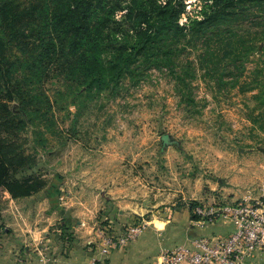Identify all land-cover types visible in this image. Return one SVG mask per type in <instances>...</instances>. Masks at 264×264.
<instances>
[{
	"label": "rangeland",
	"instance_id": "rangeland-1",
	"mask_svg": "<svg viewBox=\"0 0 264 264\" xmlns=\"http://www.w3.org/2000/svg\"><path fill=\"white\" fill-rule=\"evenodd\" d=\"M184 1L179 21L200 17L204 0ZM237 3L242 12L227 15L207 36H163L145 56L127 55L117 74L119 55L130 50L134 35L112 32L121 26L109 22L111 30L100 31L95 48L106 75L89 87L72 65L80 47L71 34L59 35L56 52H49L40 44L18 48L0 28V154L9 181L37 186L13 197L0 185V213L6 201L59 205L69 189H98L80 178L99 175L103 189L121 180L147 185L150 197L153 190L155 206L146 200L143 208L139 202L146 194L138 192L142 210L120 215L124 224L172 216L170 221L180 222V242L188 232L225 234L230 224L219 225V218L193 221V206L239 198L255 187L264 167V4ZM122 12L106 19H119ZM42 23L46 38L57 34L48 20ZM110 200L99 195V201ZM105 212L95 226L115 232L108 225L112 214ZM135 238L149 240L148 254L156 248L147 227Z\"/></svg>",
	"mask_w": 264,
	"mask_h": 264
},
{
	"label": "trees",
	"instance_id": "trees-1",
	"mask_svg": "<svg viewBox=\"0 0 264 264\" xmlns=\"http://www.w3.org/2000/svg\"><path fill=\"white\" fill-rule=\"evenodd\" d=\"M246 1L264 4V0ZM241 3L235 5V0H204L199 11L200 17L193 16L188 22H180V13L185 11L184 0H0V28L6 30L7 39L18 48L40 44L42 51L49 52H56L58 45L55 39L60 38L59 35L71 34L73 43L78 42L77 46L80 47L72 65L83 72V82L85 87H89L94 81L101 82L106 75L101 69V60L95 48L101 42L100 31L103 28L111 30L109 22L121 26L112 32L130 30L134 35L130 50L119 55L118 67L114 71L117 74L120 68L127 66V55L131 54L132 59L145 56L153 45L159 47V40L163 36H207L227 15L234 17L242 12L237 6ZM121 9L123 17L106 19V14L112 15L115 10ZM44 19L56 31V37H45L42 27ZM2 50L0 43V61ZM155 60L162 61L160 58ZM5 166L0 154V185L11 196L27 194L37 188L33 181L27 179L12 178L9 181L11 177L6 173ZM195 215L192 218H197Z\"/></svg>",
	"mask_w": 264,
	"mask_h": 264
},
{
	"label": "crops",
	"instance_id": "crops-1",
	"mask_svg": "<svg viewBox=\"0 0 264 264\" xmlns=\"http://www.w3.org/2000/svg\"><path fill=\"white\" fill-rule=\"evenodd\" d=\"M95 179L92 180L89 176L80 178L82 182H96L98 189L85 188L82 185L80 189H69L59 205L53 200V203L44 202V206H41L40 201H36L31 207H23L19 200L13 204L11 202V205L6 201V211L4 214L0 213V264H85L88 257L95 252L98 243L99 226L95 225L99 212L112 214L108 225L115 232H119L126 224L120 215L139 214L142 210L136 200L138 192L144 191L146 194L139 202L143 208L147 209L148 204H144L146 200H149L150 206H155L152 188L150 187V197L147 193L148 186L141 182L139 186L134 187L135 185L128 186L117 180L103 189L102 185H99L103 178L96 175ZM69 181L78 180L69 178ZM101 194L111 198L109 204L99 201ZM201 195L199 193L196 198ZM178 208L180 207H176ZM168 209H171V206H168ZM8 210L12 211L11 217L6 216ZM171 217L148 218L146 227L155 234L157 240L152 242V246L156 248L150 254L147 252L149 240L135 238L121 248L112 249L108 253L109 263L153 264L154 257L161 247L185 242L189 237L198 234V231L194 232L196 234L188 232L190 235L183 237L180 242V222L170 221ZM222 221L224 222L219 225L230 224L228 229L224 230L229 232L232 228L231 222ZM119 225H122L121 228Z\"/></svg>",
	"mask_w": 264,
	"mask_h": 264
},
{
	"label": "built area",
	"instance_id": "built-area-1",
	"mask_svg": "<svg viewBox=\"0 0 264 264\" xmlns=\"http://www.w3.org/2000/svg\"><path fill=\"white\" fill-rule=\"evenodd\" d=\"M255 187L246 194L207 207L195 205V222L228 220L225 234L194 235L185 242L161 247L153 264H264V167ZM147 225L140 219L125 224L119 232L98 227V243L85 264H110L108 253L135 238Z\"/></svg>",
	"mask_w": 264,
	"mask_h": 264
},
{
	"label": "water",
	"instance_id": "water-1",
	"mask_svg": "<svg viewBox=\"0 0 264 264\" xmlns=\"http://www.w3.org/2000/svg\"><path fill=\"white\" fill-rule=\"evenodd\" d=\"M162 136H163V138H165L166 140H168V142H171L170 140H169V134L168 133H163L162 134Z\"/></svg>",
	"mask_w": 264,
	"mask_h": 264
}]
</instances>
